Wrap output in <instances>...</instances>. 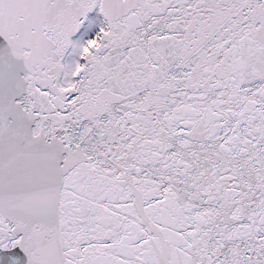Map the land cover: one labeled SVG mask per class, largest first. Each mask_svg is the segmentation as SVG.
<instances>
[{"label": "snow or ice", "instance_id": "1", "mask_svg": "<svg viewBox=\"0 0 264 264\" xmlns=\"http://www.w3.org/2000/svg\"><path fill=\"white\" fill-rule=\"evenodd\" d=\"M0 264H264V0H0Z\"/></svg>", "mask_w": 264, "mask_h": 264}]
</instances>
